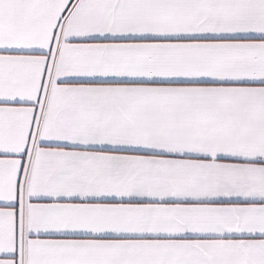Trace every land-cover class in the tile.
I'll list each match as a JSON object with an SVG mask.
<instances>
[{"label":"snow or ice","instance_id":"6c2138e0","mask_svg":"<svg viewBox=\"0 0 264 264\" xmlns=\"http://www.w3.org/2000/svg\"><path fill=\"white\" fill-rule=\"evenodd\" d=\"M0 264H264V0H0Z\"/></svg>","mask_w":264,"mask_h":264}]
</instances>
